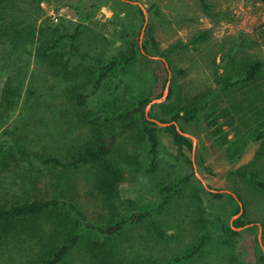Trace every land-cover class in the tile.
Instances as JSON below:
<instances>
[{"label":"rangeland","instance_id":"rangeland-1","mask_svg":"<svg viewBox=\"0 0 264 264\" xmlns=\"http://www.w3.org/2000/svg\"><path fill=\"white\" fill-rule=\"evenodd\" d=\"M16 1L19 7L21 5L25 8L23 9L25 13L28 12L26 16L28 22L36 21L39 25L36 37L40 36V39L51 37L54 31L58 34L72 32L74 24L79 22L80 12L90 14L95 11L90 22L85 23L86 36L83 35L80 38L74 55V85L84 81L86 73L83 68L77 66V62L89 60L94 63L97 58L105 61L111 53L122 48L124 35L122 31L125 25L122 18L126 17L125 20H127L129 17L124 16L127 10L124 13L114 14L110 1L84 0L82 2L84 9L80 6L79 0ZM120 1L128 2L140 9L142 6L145 10L144 20L141 21L137 16L136 35H130L128 38L134 40L137 38L140 46L146 39H150L160 52L174 49V52L169 54V59L166 61L163 57L156 55V51H151L147 57L138 61L139 64L135 66L137 69L134 72L132 70L128 73L118 72L111 76L106 87L101 90L100 98H91L87 106L75 104L74 101L73 106L69 98L62 95V78L56 74L57 70L51 72L49 62H44L45 65L42 66L32 55L28 66H23L24 84L18 98V106L11 120L3 125L0 135L1 139H7L11 144L15 141L17 149L25 145L24 139L29 137L30 147L39 151L38 153H54L59 158L66 159L72 153L92 143L98 133L116 134L111 158L125 170L124 181L118 189L117 211L122 216L140 209H154L157 212L155 217L142 224L143 246L141 249H144V241L147 243L149 240L147 237L153 240L159 238L156 229L159 230L161 225L157 219L162 216L158 213L165 212L166 218L171 222V226L165 230V235L174 240L169 246L171 250L167 253L168 259L153 261L155 264H166L174 257L182 255L187 251L185 249L192 245L197 225H194V221L196 223L200 218L195 213L192 217V208L188 204L192 199L195 201L193 187H196L197 183L207 192L239 193L246 203L247 218L253 223H264V193L255 189L246 179L231 174L232 170L239 169L247 173L256 171L260 177L264 176V153L256 157L260 142L264 141V138L255 140L254 136L249 134V132L253 134V130L250 129L254 127L252 121L254 117L249 114L253 103L251 99L252 97L256 99L254 97L260 90L252 94L251 92L254 86L264 85V79L253 85L240 84L235 88H226L222 82L220 87L217 84L220 76L231 74V77H239L238 72L246 60L257 57L264 61V34L262 33L264 4L260 0H206L211 12L208 14L199 0ZM205 33L207 37L204 40L194 41ZM179 46L186 48H178ZM168 62L175 72H170ZM163 66L168 68L169 77L173 78L174 98L180 101V106H189L199 95H202L204 105V101L214 93H217L218 103L216 107L206 105L205 111L211 115L200 117V130H195L193 126V130L197 132L196 135L184 132L194 137V151L185 148L180 151L173 143L171 135L164 130V127L158 125L161 143L160 164L152 174H146L144 172L146 159L143 158L145 151L141 149L139 137L134 130L122 132L119 122H104L99 125L88 122L97 115L106 116L129 108L135 96L147 92L150 88L149 82L145 83L141 76L144 70L149 73H159L163 72ZM15 72L19 73L17 66H15ZM164 76L162 74L158 84L153 81L154 96L160 93L163 95L166 86L163 87L162 83ZM4 80L5 75L2 73L0 74V99L3 94ZM30 82L38 86L35 94L38 93L40 104L32 107L28 114L24 115L25 112L22 111L25 108L24 100L28 96L27 91L30 90ZM248 91H251V99L247 102L246 92ZM165 99L160 103H163ZM242 107H244L242 113L234 114L236 109ZM257 107L259 109L264 107V101H259ZM224 113H227V116H224ZM152 115L155 117L152 119L155 120L161 117V108H153ZM212 115L217 118L213 119ZM230 117L234 120H229L231 123H228ZM258 118L261 119V115H258ZM218 126L221 127L229 145L238 140L236 148H241L239 154H235L236 148L233 152L226 151L228 144L220 146L216 143L219 135H215L213 131ZM187 128L192 130V126ZM237 130L242 131L243 135H238ZM236 135L240 138H235ZM196 155H198L197 158ZM188 159L192 160V164H188ZM138 162L140 164H137ZM130 166L133 167L128 170ZM24 171L27 174L21 170L13 174L16 177L18 189L11 190L7 198L13 197L11 200H14L24 195L37 196V198L53 197L55 193H62L64 196L74 197L90 223L100 224L109 218L108 210L102 206V201L92 188L93 171L95 173L92 165L83 166L74 170V173L66 174L51 171L40 162L34 161L33 169ZM190 173L194 175L193 183L182 187L178 193L168 199L160 197L161 185L173 183ZM28 177L34 181V185L28 184ZM200 195L206 210L203 214L204 228L211 227L210 222L215 225L219 218L217 204L220 200L208 194ZM55 212L68 218L69 222L72 221L66 209H57ZM235 218L237 217L233 216L230 221ZM234 242L233 252L230 255L226 254L227 259H224V264H256V243L263 244L262 233L259 239V232L245 231L234 236ZM77 252L73 250L65 264H87L79 259ZM146 254L147 252H144L142 257ZM221 257L223 256L219 253L208 256V259H219L218 264H221ZM0 264H25V259H0Z\"/></svg>","mask_w":264,"mask_h":264},{"label":"trees","instance_id":"trees-1","mask_svg":"<svg viewBox=\"0 0 264 264\" xmlns=\"http://www.w3.org/2000/svg\"><path fill=\"white\" fill-rule=\"evenodd\" d=\"M83 1L79 0V4L84 9ZM106 1L111 2L113 12L116 15L127 10L124 16L129 18L127 20H125L126 17L122 18L125 24L122 31L124 33L122 48L111 53L105 61L97 58L94 63L89 60L77 62V66L83 68L86 73L83 78L84 81L74 85V55L80 38L83 35L86 36L85 23L90 22L95 11L90 14L80 12L79 22L74 24L72 32L58 34L57 31H54L51 37L40 39V36L36 37L39 25L36 24V21L28 22L26 19L28 12H24V7L21 5L19 7L16 0H0V74L4 73L5 75L3 94L0 99V130L4 124L11 120L16 111L19 103L18 98L24 84L23 66H28L32 55L35 56L36 60L38 59L37 63L42 66L45 65L44 62H49L52 68L51 72L57 70L56 74L62 78V95L68 97L73 106L74 101L75 104L87 106L91 98H100L101 90L106 87L111 76L118 72L128 73L131 70L134 72L139 64L138 61L147 57L151 51H156V55L163 57L166 61L169 59V54L173 53L174 49L160 52L156 44H152L150 39H146L145 43L140 46L137 38L135 40L128 38L130 35H136L137 16L140 17L141 21L144 20V13L139 7L120 0ZM199 1L204 11L210 14L208 2L206 0ZM260 1L264 4V0ZM262 33L264 34V24L262 25ZM206 37L205 33L194 41H201ZM254 44L256 43L254 42ZM178 48L186 47L179 46ZM64 53L66 54L64 55ZM168 65L170 72H175L170 62ZM15 66L18 67V74L15 72ZM241 66L238 72L239 77H231V74L220 76L217 81L218 86L220 87L222 82L226 88H235L240 84L253 85L264 79V61L261 59L254 57L251 60H246ZM12 70L13 74H11ZM169 70L166 66H163V72L160 71L159 73H149V71L144 70L141 76L145 83L149 82L150 88L147 92L144 91L145 93L135 96L129 108L106 116L97 115L88 122L93 125L104 122H119L122 132L134 130L139 137L141 149L143 148L145 151L143 158L146 159L144 168L146 174H152L160 164L161 143L158 125L149 120V118L154 117L152 115L153 108H161V117L157 118L158 121L171 122L169 126L164 127V130L171 135L177 148L180 151L184 148L193 151L192 140L181 134L180 131L196 135L195 130L201 129L200 117L211 115L205 111L206 105L210 104L216 107L218 103L217 93H214L210 96L211 98L209 97L208 100L204 101V105L202 104L204 99L202 95H199L193 99L194 101L189 106H180V101L178 102L174 98L173 78L169 77ZM162 74L165 75L162 81L163 87L166 82H169L168 95L163 103L153 104L148 116H146L147 105L152 100L162 97L161 93L154 96L152 89L153 81L158 84ZM29 86L28 96L24 100L25 108L22 111L25 112L24 115H27L32 107L40 104L39 95L38 93L35 94L38 86L33 82H30ZM259 90L260 92L254 97L256 99L250 98L251 91L246 92V101L251 99L253 102L249 114L254 117L252 120L254 127L250 129L253 130V134L251 132L249 134L253 135L255 140L264 138V107L261 109L257 107L259 101H264V85L254 86L251 94ZM244 107L236 109L234 114L242 113ZM258 115H261L262 118H258ZM224 116H227V113H224ZM216 118L213 116V119ZM229 120H234V118L228 119V123H231ZM188 126H192V130L188 129ZM193 126L195 130H193ZM216 128L213 131L215 135H219L216 143L220 146L228 144L225 150L233 152L238 145V140L229 145L221 127ZM237 132L238 135L242 134V131L237 130ZM1 137L0 135V259H25V264H65L73 250L74 252L75 250L78 251L79 259L87 264H155L154 259H168L167 253L171 250L169 246L174 239L165 235V230L171 226L165 212L158 213L159 216H162L157 219L161 225L159 230L156 229L159 238L153 240L147 237L149 240L147 243L144 241V249H141L143 246L142 224L155 217L157 212L154 209H140L122 216L117 211L118 189L124 181L125 170L111 158L116 134L98 133L93 138L92 143L82 147L78 152L72 153L66 159L59 158L54 153H38L39 151L30 147L29 137L24 139L26 141L23 144H26L21 145L19 149H17L15 141L11 144L7 139L4 140ZM237 137L240 138L236 135L235 138ZM240 151V147L236 148L235 154H239ZM263 153L264 141L260 142L256 157ZM197 157L198 155H196ZM34 161L40 162L51 171L66 174L74 173V170L83 166L92 165V168H95L92 188L102 201V206L108 210L109 218L100 224L90 223L84 212L78 207L74 197L71 195L64 196L62 193H55L56 195L53 197L37 198V196L28 197L24 195L14 200H11L13 197L7 198L11 194V190L16 191L18 189V183L13 174L17 170L27 174L24 170H32ZM187 162L192 164L190 159ZM11 163L12 167H10ZM132 167L130 166L128 170ZM231 174L246 179L255 189L264 193V176L260 177L258 172L247 173L235 169L231 171ZM193 176V173H190L173 183L161 185L159 187L160 197L168 199L173 194L178 193L182 187L193 183ZM28 179V184L34 185V181L30 177ZM193 188L195 201L192 199L188 206L192 208V217L195 213L199 215L200 220L196 223L194 221V225H197L192 245L187 247L185 249L187 251L182 255L174 257L166 264H218L219 259H208V256L219 253L223 256L221 257V264H224V259H227L226 254L230 255L233 252L234 236L245 231L258 233L259 226L262 228L264 246V223H253L247 218L246 203L242 195L237 192L234 194L218 191L207 192L198 183ZM202 193L220 200V203L217 204L219 206L217 215L220 220L218 218L215 225L210 222L211 227L204 228L203 214L206 210L202 205V196L200 195ZM57 209H66L72 221L69 222L68 218L55 212ZM236 215L238 217L230 221ZM246 226L248 227L246 228ZM235 228L246 229L237 231ZM148 231L150 233L149 229ZM155 250L157 251L155 252ZM144 252L147 254L142 257ZM255 252L256 264H264V252L259 242L256 243ZM156 253L158 254L156 255Z\"/></svg>","mask_w":264,"mask_h":264},{"label":"water","instance_id":"water-1","mask_svg":"<svg viewBox=\"0 0 264 264\" xmlns=\"http://www.w3.org/2000/svg\"><path fill=\"white\" fill-rule=\"evenodd\" d=\"M140 7H141L142 11L145 14L144 8L142 6H140ZM159 59H161V58H159ZM168 90H169V82L165 86V90H164V93H163L162 97L152 100L151 103L147 105L146 110H145V113L148 112V109L151 107V105H153L155 103H160L162 100H164L166 98V96H167ZM149 120L154 121L157 125H159L161 127H166V126H169L171 124V122L170 123L169 122L168 123L167 122L166 123H163V122H160V121L155 120V119H152V118H149ZM180 133L183 134V135H185L186 137L190 138L192 140L193 147H195V139H194L193 136H191V135H189L187 133L181 132V131H180ZM193 151H194V148H193ZM239 204L241 205V203H239ZM238 215H236L235 217H238ZM235 229L236 230H240L241 228H235ZM261 231H262V228H261V226H259V239H260ZM260 245H261V247L263 249V252H264V246H263V244L261 242H260Z\"/></svg>","mask_w":264,"mask_h":264}]
</instances>
